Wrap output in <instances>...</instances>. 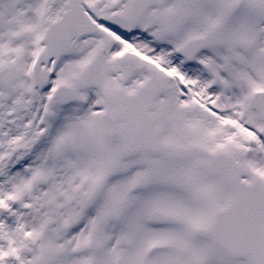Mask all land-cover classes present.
Listing matches in <instances>:
<instances>
[{
  "label": "snow or ice",
  "instance_id": "snow-or-ice-1",
  "mask_svg": "<svg viewBox=\"0 0 264 264\" xmlns=\"http://www.w3.org/2000/svg\"><path fill=\"white\" fill-rule=\"evenodd\" d=\"M0 264H264V0H0Z\"/></svg>",
  "mask_w": 264,
  "mask_h": 264
}]
</instances>
